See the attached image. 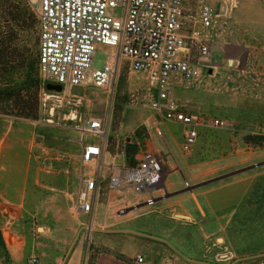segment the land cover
Returning a JSON list of instances; mask_svg holds the SVG:
<instances>
[{
	"label": "rangeland",
	"instance_id": "obj_1",
	"mask_svg": "<svg viewBox=\"0 0 264 264\" xmlns=\"http://www.w3.org/2000/svg\"><path fill=\"white\" fill-rule=\"evenodd\" d=\"M29 1L0 0V27L13 28L17 39L12 47L18 48L10 59L11 65H16L14 71L5 75L6 80L0 72V88L7 86L9 78L17 84L33 66L37 69L38 28ZM235 1L227 19L228 30L222 33L226 37L224 43L219 38L214 40L212 71L204 70L200 79L173 87L172 97L183 112L199 119L226 122L224 128L201 127L188 153L182 150L184 127L164 120L160 111L149 107V101L156 96L155 88L144 74L130 73L121 59L112 83L105 88L60 86L57 91L48 88L55 83L39 77L36 118L19 116L22 106L28 114L35 101L36 91L32 88L28 92V85L20 92L21 100L10 101L8 109L6 103L0 102V107L6 110L0 112V156L5 143L10 141L18 145L20 155L29 158L19 211L26 255L13 264H34L30 261L32 254L38 258V264H51L54 254L62 256L65 263L78 243L83 246L81 264H94L102 251L98 234L92 229L97 227L92 225L93 213L77 215L73 211L84 179L95 172V166L81 161L83 146L100 141L90 135L81 138L78 128L87 118H101L107 124L103 156L106 163L132 166L146 148L166 156L163 199L172 195L165 187H184L183 192L188 194L190 187H203L214 175L264 164V0ZM20 11L26 13L27 25L5 22L10 19L6 13L13 18ZM113 15L120 17L121 9H114ZM111 52L116 51L100 46L94 53L93 66L103 67L107 53ZM18 63L21 66L17 67ZM2 175L0 171V187L8 172L1 178ZM232 191L228 194L229 206L234 201L231 198L235 189ZM248 195L247 192L231 217L228 231L237 249L264 250V199L259 207L251 208ZM122 196L130 204L138 201L130 194H113L119 200ZM7 198L0 191V222L8 215ZM103 200L106 198L98 197L92 202ZM124 205L119 204L118 209ZM161 205L158 202L143 211L157 210ZM117 215L121 214L117 211ZM81 234L84 238H80ZM0 264H12L1 250Z\"/></svg>",
	"mask_w": 264,
	"mask_h": 264
},
{
	"label": "built area",
	"instance_id": "obj_2",
	"mask_svg": "<svg viewBox=\"0 0 264 264\" xmlns=\"http://www.w3.org/2000/svg\"><path fill=\"white\" fill-rule=\"evenodd\" d=\"M235 0H30L37 21V70L39 77L63 88L109 86L123 60L130 73L144 74L156 96L149 107L160 111L164 120L181 124L182 150L190 152L199 129L224 128L221 119H199L185 113L173 99L174 85L193 82L202 72L214 68V37L227 28V19ZM121 9V16L113 11ZM107 53L103 67L93 66V56L100 47ZM106 122L87 118L78 128L81 138L90 135L99 142L84 144L80 158L83 164L95 166V172L83 181V188L73 204L77 215L92 212V200L102 186L118 195L137 196L143 206H153L158 193L165 195L166 156L153 148L140 151L132 166L106 163ZM159 136L161 131H156ZM1 157V156H0ZM105 182V183H104ZM124 204L130 201L122 196ZM128 206L118 209L126 213ZM216 244V243H215ZM37 263V258L30 259ZM142 263V257H135ZM222 264H264V251L251 256H237L224 249L218 254Z\"/></svg>",
	"mask_w": 264,
	"mask_h": 264
},
{
	"label": "crops",
	"instance_id": "obj_3",
	"mask_svg": "<svg viewBox=\"0 0 264 264\" xmlns=\"http://www.w3.org/2000/svg\"><path fill=\"white\" fill-rule=\"evenodd\" d=\"M218 38L223 44L226 37L221 33L214 40ZM28 169V156L20 155L18 145L7 141L0 157V171L3 175L8 172V176H1L0 191L7 195L9 206L6 207L8 215L0 222V231L12 264L26 255L19 211L22 207L20 193L24 190ZM189 170L192 171V164ZM225 173L212 176L214 178L206 181L203 187H190L188 194L183 192L184 187H165L172 195L163 199L164 196L158 193L155 204L161 202L162 205L157 210L143 211L149 207L141 203L133 207L128 203L129 210L123 215H117V209L124 203L113 198L114 193L107 187L102 189L99 197L106 200L94 202L91 212L92 225L97 226L92 229L98 234L102 248L94 264H138L135 261L137 255L142 257L140 264H222L217 257L224 249L237 256H251L264 251L261 248L255 251L237 249L228 231L231 217L237 213L247 192L251 208L261 205L260 200L264 199V164L259 167L248 165ZM234 189L231 198L234 201L229 206L228 194ZM134 198L137 200V196ZM80 238H84V234ZM82 247L78 243L65 263L62 256L54 254L51 264H81ZM32 257L35 256L32 254ZM38 263L37 258L34 264Z\"/></svg>",
	"mask_w": 264,
	"mask_h": 264
},
{
	"label": "trees",
	"instance_id": "obj_4",
	"mask_svg": "<svg viewBox=\"0 0 264 264\" xmlns=\"http://www.w3.org/2000/svg\"><path fill=\"white\" fill-rule=\"evenodd\" d=\"M10 19H6L5 22L8 23L10 21L19 22L20 26L27 25V16L25 12L20 11L18 14H16L13 18L10 17V13H6ZM30 25H34V22ZM4 28V29H3ZM7 28V29H5ZM13 28H9V26L6 27H0V72L4 76V80H6L5 75L10 76L11 72L14 71L16 68V65H11L10 59L15 57L17 54L16 51H18L17 47H12V45H15L14 42L17 39L15 34L13 33ZM12 50V51H11ZM9 53V54H8ZM37 62V60H36ZM22 63H18V66H21ZM8 84L6 87L0 88V102L6 103L5 109L9 108L8 103L12 100L19 102L20 99V92L26 88V85H28V92L30 89H34L36 91L35 93V101L33 103V107L29 110L28 114H25V107L22 106V115H19L23 118H36L37 111H38V99H37V91H39L40 88V80L38 76L37 69L34 68V66L31 68L30 73L23 79L20 83L14 84L12 80L9 78ZM4 108L0 107V112H6ZM12 109V108H11ZM0 250L4 252V256L8 257V252L6 250V246L4 243V239L2 236V233L0 231Z\"/></svg>",
	"mask_w": 264,
	"mask_h": 264
},
{
	"label": "water",
	"instance_id": "obj_5",
	"mask_svg": "<svg viewBox=\"0 0 264 264\" xmlns=\"http://www.w3.org/2000/svg\"><path fill=\"white\" fill-rule=\"evenodd\" d=\"M48 88H49V89H54V90H57V91L60 90V86H59V85H55V86H50V85H48Z\"/></svg>",
	"mask_w": 264,
	"mask_h": 264
}]
</instances>
